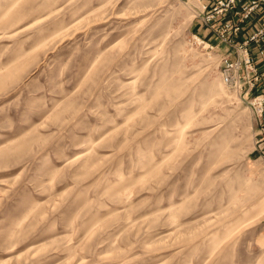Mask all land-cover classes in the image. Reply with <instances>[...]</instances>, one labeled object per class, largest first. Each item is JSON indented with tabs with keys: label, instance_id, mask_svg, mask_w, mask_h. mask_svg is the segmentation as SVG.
Masks as SVG:
<instances>
[{
	"label": "rangeland",
	"instance_id": "374dc122",
	"mask_svg": "<svg viewBox=\"0 0 264 264\" xmlns=\"http://www.w3.org/2000/svg\"><path fill=\"white\" fill-rule=\"evenodd\" d=\"M200 1L0 0V264H264L257 88Z\"/></svg>",
	"mask_w": 264,
	"mask_h": 264
},
{
	"label": "built area",
	"instance_id": "2783aa9c",
	"mask_svg": "<svg viewBox=\"0 0 264 264\" xmlns=\"http://www.w3.org/2000/svg\"><path fill=\"white\" fill-rule=\"evenodd\" d=\"M201 9L195 16L196 21L218 37L221 44L227 45L231 51L222 58L221 66L225 73V82L246 88L249 95L264 81V24L250 32L241 42H235L245 32L256 14L263 8L264 0H201ZM199 44L209 49L217 46L209 45L206 40L194 37ZM256 49L259 58L256 60L251 51ZM249 105L257 118L260 128L256 143L264 159V93L255 96Z\"/></svg>",
	"mask_w": 264,
	"mask_h": 264
},
{
	"label": "crops",
	"instance_id": "0c3cea01",
	"mask_svg": "<svg viewBox=\"0 0 264 264\" xmlns=\"http://www.w3.org/2000/svg\"><path fill=\"white\" fill-rule=\"evenodd\" d=\"M264 24V6L263 8L256 14L253 21L245 27V32L238 36L235 42H241L247 35L254 31L258 26ZM192 32L199 36L200 38L206 40V42L211 46H217L216 49L220 55V57H225L231 49L227 45H223L219 42L218 37L212 34L209 30L202 26V24L198 21H195V24L191 28ZM264 47V46H263ZM252 56L257 60L259 58L258 51L256 49L251 51ZM264 93V81L262 84L255 89L251 96H256L258 94Z\"/></svg>",
	"mask_w": 264,
	"mask_h": 264
},
{
	"label": "bare ground",
	"instance_id": "6f19581e",
	"mask_svg": "<svg viewBox=\"0 0 264 264\" xmlns=\"http://www.w3.org/2000/svg\"><path fill=\"white\" fill-rule=\"evenodd\" d=\"M90 152V151H89ZM85 156V153H79V154H77L76 156H75V160H77V159H79V158H83ZM116 176L119 178V179H121V180H123V175L120 173V172H116ZM261 205H264V202L263 203H260ZM176 207L175 206H173V207H171L169 210L170 211H173L174 209H175ZM233 225V224H232ZM238 228H241V226L240 227H238ZM236 230H237V228H236ZM239 230V229H238ZM234 232H236V231H234ZM231 234V233H230ZM233 234V233H232ZM231 234V235H232ZM231 235H227V236H230L231 237ZM226 236V237H227ZM210 237V236H209ZM229 237V238H230ZM226 239V238H225ZM228 239V238H227ZM264 247V246H263ZM262 247V248H263Z\"/></svg>",
	"mask_w": 264,
	"mask_h": 264
}]
</instances>
